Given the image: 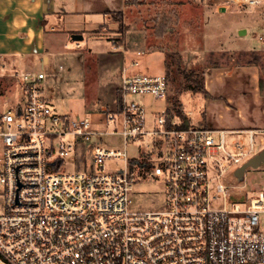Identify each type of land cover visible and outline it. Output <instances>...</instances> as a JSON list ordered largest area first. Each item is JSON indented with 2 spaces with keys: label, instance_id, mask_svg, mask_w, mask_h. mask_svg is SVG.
<instances>
[{
  "label": "built area",
  "instance_id": "1",
  "mask_svg": "<svg viewBox=\"0 0 264 264\" xmlns=\"http://www.w3.org/2000/svg\"><path fill=\"white\" fill-rule=\"evenodd\" d=\"M232 1L264 13V0ZM18 76L22 103L0 114V264H264V181L251 196L235 175L256 153L260 130H246L247 149L235 141L228 151L229 130L182 126L166 105L147 128L145 97L166 100L167 76L123 67L117 108L102 111L107 122L120 119L124 145L148 137L129 155L101 136L92 143L102 132L86 116L57 114L42 71ZM77 149L93 163L61 170L60 159ZM116 160L123 164L106 168ZM147 181L163 185V206L132 209L134 186Z\"/></svg>",
  "mask_w": 264,
  "mask_h": 264
},
{
  "label": "rangeland",
  "instance_id": "2",
  "mask_svg": "<svg viewBox=\"0 0 264 264\" xmlns=\"http://www.w3.org/2000/svg\"><path fill=\"white\" fill-rule=\"evenodd\" d=\"M127 3L126 12L112 14L117 33L109 36H113L114 44L118 45L122 42V32L126 28L128 50L133 52V60L137 61V65L132 66L129 72H165L166 55L178 52L181 57L180 67L194 71H200L212 63H246L255 57L258 58L264 77V41L258 39V35L264 32V13L252 7L241 6L232 0H128ZM245 29L246 33L239 34V30ZM79 42L80 47H76V40L56 32L46 36L49 56L47 63H42L33 56H16L15 61L18 62L14 65V73L0 77V102L9 99V105L21 104V81L18 73L20 70L35 73L42 71L44 95L57 114L68 118L86 116L91 128L102 132L92 135V143H99L101 136L102 144L125 147L129 155H135L139 148L146 146L148 137L124 145L120 135V119L107 122L104 118L105 112L102 111L103 108L110 111L117 108L116 96L122 71L120 58L115 53H109L113 48L104 36L88 37L85 33ZM243 49L261 51L246 52L243 55L245 52L240 51ZM167 60L170 73L166 100L150 103V96L145 97V104L148 105L147 128L152 127V111L165 106L167 99L171 97H176L183 108L192 112L189 118L191 123L202 126L203 94L184 90V78L174 58L168 56ZM134 99L140 100V96L136 95ZM6 106L0 104V111L6 110ZM241 107L240 115L252 116L249 103L245 102ZM235 113L236 111H232V117L236 116ZM217 115L220 117L223 114L215 113ZM223 116L229 117L227 114ZM218 126L224 127L223 124ZM214 136L217 142L219 135L215 133ZM69 139L74 140V137L69 136ZM259 139L255 136L254 151L250 155L264 148V141H258ZM235 141L243 142L246 149L248 148V134L240 132L225 135V149L232 151ZM79 150L81 151L77 149L60 159L61 170L85 168L93 163L89 155L85 158H81V155L78 157ZM122 164V160L105 162L106 168H116ZM262 181L263 165L248 168L244 176L237 180V185L255 196L253 188H258ZM131 197L132 209L160 208L165 200L164 187L154 181L139 182L134 186ZM2 199L0 195V213L3 211Z\"/></svg>",
  "mask_w": 264,
  "mask_h": 264
},
{
  "label": "crops",
  "instance_id": "3",
  "mask_svg": "<svg viewBox=\"0 0 264 264\" xmlns=\"http://www.w3.org/2000/svg\"><path fill=\"white\" fill-rule=\"evenodd\" d=\"M127 1L0 0V77L14 73V65L18 62L15 61L16 56H33L39 58L42 63H47L49 56L46 36L56 32L68 37L73 33L82 34V39L85 33L88 37L104 36L113 48L109 53L117 54L121 61V70L124 67L129 72L132 69L130 63L136 60H133V52L128 50L126 28L122 32V42L118 45L114 44V37L109 36L117 33L114 26L116 21L112 14L126 12ZM79 41L78 44L75 43L76 47H80ZM240 51L257 53L261 50ZM260 55L263 56L261 53ZM129 58L131 59L127 64ZM260 78L263 80L261 87ZM203 84L207 92L214 97L202 95L203 121L206 127L225 129L230 133H247L248 129H256L260 130L258 139L264 141V77L260 65L231 62L211 65L204 69ZM1 94L0 91V97ZM245 102L251 107L250 117L240 115L241 106ZM9 103V99L0 102L2 106L7 105V109L17 105ZM6 110L0 111V114ZM232 111H236V116L232 117ZM215 113L227 114L229 117L215 116ZM218 124H223L224 127L220 128Z\"/></svg>",
  "mask_w": 264,
  "mask_h": 264
},
{
  "label": "trees",
  "instance_id": "4",
  "mask_svg": "<svg viewBox=\"0 0 264 264\" xmlns=\"http://www.w3.org/2000/svg\"><path fill=\"white\" fill-rule=\"evenodd\" d=\"M245 54H246V52L243 53V55H245ZM166 56L167 57L164 59V65L166 67L165 74L167 76V82H168L167 84L168 85H169L170 70H169V62L167 59H168V56H170V57L174 58L175 64H176L178 70L181 72V74L184 78V82H183V89L184 90L190 91L192 93L201 92L204 96L213 97L207 92V90L204 88V84H203L204 69L208 66H206L204 69H202L200 71L186 70V69H183L180 67L181 57H180V54L178 52L168 53ZM246 63L258 64V58L253 57L251 59V61H247ZM212 65L216 66L218 64L212 63ZM262 82H263V80L260 78V87H261ZM166 108H167L170 115H175L182 120V126H187L189 124V119H187L184 115L185 109L183 108L181 103H179V101L176 97H171V98L167 99ZM201 118H202V121H201L202 126L205 127L206 125L203 121L204 120V111L201 112Z\"/></svg>",
  "mask_w": 264,
  "mask_h": 264
},
{
  "label": "water",
  "instance_id": "5",
  "mask_svg": "<svg viewBox=\"0 0 264 264\" xmlns=\"http://www.w3.org/2000/svg\"><path fill=\"white\" fill-rule=\"evenodd\" d=\"M223 9V8H222ZM245 32V30H239V34H243ZM70 38L72 40H81L82 39V34H78V33H73L71 34ZM261 165H264V148L262 150H260L259 152L255 153L251 158H249L245 163H243L241 166H239L236 170H235V175L241 179L244 171L247 168H257Z\"/></svg>",
  "mask_w": 264,
  "mask_h": 264
}]
</instances>
